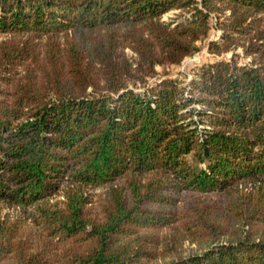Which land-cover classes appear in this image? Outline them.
<instances>
[{"label": "trees", "instance_id": "trees-1", "mask_svg": "<svg viewBox=\"0 0 264 264\" xmlns=\"http://www.w3.org/2000/svg\"><path fill=\"white\" fill-rule=\"evenodd\" d=\"M0 203V264H264V0H0Z\"/></svg>", "mask_w": 264, "mask_h": 264}, {"label": "rangeland", "instance_id": "rangeland-1", "mask_svg": "<svg viewBox=\"0 0 264 264\" xmlns=\"http://www.w3.org/2000/svg\"><path fill=\"white\" fill-rule=\"evenodd\" d=\"M172 15H173V13H170V14L166 15L164 17V19H168ZM219 36H220V31L217 28H213L210 32L209 38L207 40H205L204 42L200 43L201 50L199 52H197L196 54H194L192 56L185 58L183 60V62L178 66H160L158 68L160 74L163 75L165 71H169L170 75H172L174 77L179 76L181 78L190 79L193 75L194 69L197 66H200L201 64H204L207 62H212L215 60L230 58L233 54L232 51L224 53L223 55H215V54L209 52L208 47H207V43L210 40L218 39ZM236 52L241 54L240 57L238 58V61H240V63L248 61V58H245L243 56L241 48L237 49ZM156 80H157L156 78H153L150 80V82L154 83ZM101 191H104V190H102V189L101 190H94V193L98 194ZM209 198L212 200H216V199H222L223 196L219 193H213V194L209 195ZM19 213H20V209L18 207H10V206H6V205L0 203V216H5V217H8L10 219H14V218H16L17 215H19ZM161 262H163V260L160 261V263Z\"/></svg>", "mask_w": 264, "mask_h": 264}]
</instances>
